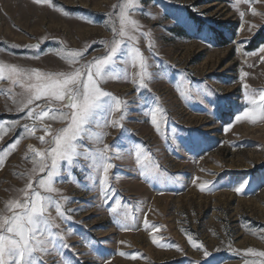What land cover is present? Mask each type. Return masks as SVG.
Masks as SVG:
<instances>
[{
  "label": "rangeland",
  "instance_id": "374dc122",
  "mask_svg": "<svg viewBox=\"0 0 264 264\" xmlns=\"http://www.w3.org/2000/svg\"><path fill=\"white\" fill-rule=\"evenodd\" d=\"M120 3L52 0L55 7H50L35 0H0V63L57 73L73 71L105 56V41L114 39L108 17L111 15L119 28ZM140 3L132 18L142 26L134 35L150 65V91L138 90L131 82V73L139 69L123 64L118 68L127 67V80L121 74L119 80L101 85L128 104L123 128L103 129L107 133L104 143L110 148L118 143L121 147L143 145L158 162L162 175L146 180L134 155L124 153L111 161L114 194L106 204L98 186L90 190L93 183L89 176L95 174L88 160L78 158L82 168L73 167L70 175L63 171V162L54 195L62 202L68 198L64 208L72 210L66 211L71 219L61 221L54 209L50 211L60 224L57 231H63L70 247L62 249V255L43 257L44 264H64V259L70 264H245L246 260H264L246 254L249 249L264 251V122L235 119L246 107L244 85H249L248 91L264 90V53L259 51L264 47V0ZM37 44L38 49L27 47ZM60 48L84 55L79 63L70 65L57 55ZM244 72L248 75L242 76ZM2 87L0 124L11 131L0 140V153L18 138L23 139L0 167V209L20 197V190L28 183L35 155L30 147H49L52 136L46 135L45 127L53 135L66 127L65 121L51 119V113L43 120L27 118L28 109L18 108L24 90L7 79L0 80ZM154 97L167 113L166 128L160 133L144 114L155 104ZM37 105L47 106L49 101L42 99L30 107ZM50 106L53 111L62 109L57 101ZM121 115L116 112L112 118L119 120ZM25 124L37 131L26 136ZM40 136L45 137L44 143ZM84 143L89 149L96 147ZM46 174L38 173L35 180ZM205 181L215 185V190L201 191L199 185ZM241 182H246V187L238 194L232 189ZM115 202L121 207L114 217L110 208ZM145 220L159 231L145 228ZM69 229L71 235H67ZM189 234L210 256L204 257L202 249L189 243ZM153 236L179 248H160L153 243Z\"/></svg>",
  "mask_w": 264,
  "mask_h": 264
},
{
  "label": "snow or ice",
  "instance_id": "6c2138e0",
  "mask_svg": "<svg viewBox=\"0 0 264 264\" xmlns=\"http://www.w3.org/2000/svg\"><path fill=\"white\" fill-rule=\"evenodd\" d=\"M35 2L55 7L52 0H35ZM236 2L238 4L241 0H236ZM243 2L255 3L259 0H243ZM118 7L119 28L116 27L110 15L107 26L111 28L114 39L110 43L105 41L108 54L103 57L93 58L92 61L82 64L73 71L57 73L0 63V80H10L12 84L19 85L24 90L21 94L23 98L18 106L19 111L28 109L26 116L34 121L43 120L51 113V119L66 122V127L60 129L55 135L45 127L46 135L52 136V140L48 142L49 147L44 150L30 147L29 150L35 155L31 161L34 167L27 173L28 183L20 190L22 194L20 197L7 201L5 207L0 209V264H44L43 257L51 254L62 255L61 250L70 247L66 243L63 231H57L60 229V224L50 211L54 209L61 221L71 219V216L66 215V211L71 212L72 210L64 208V205L70 202L68 198L65 197L62 202L54 195L58 193L54 183L56 178L62 175L63 162H66L63 171L70 175L73 167L82 168L78 158L88 160V167L95 174L89 176L93 183V188L90 190L98 186L106 204L109 203V197L114 194L109 176L110 170L114 167L111 161L122 158L124 153L134 155L139 173L146 180H155L162 175L158 162L143 145L121 147L118 143L110 148L104 143L107 133L103 129L109 126L123 128L122 121L126 118L128 104L125 100L103 90L101 85L109 80H119L121 74L126 80L129 78L127 67L118 68L121 64L139 69L131 73V82L137 86L138 90L148 89L150 91L148 82L153 78L149 71L150 65L147 58L136 46L138 40L134 35L142 27L137 20L132 18L141 7L140 0H121ZM57 10L64 12L63 8ZM252 13L257 14L255 8H252ZM65 15H67L66 12ZM241 15L243 16V13ZM141 35L150 37L151 34L141 33ZM27 47L38 49L39 45H28ZM148 47L150 50L153 48L151 40H149ZM259 51L264 53V47H261ZM252 54L246 53V55ZM57 55L70 65H75L79 63V58L84 53L60 48ZM247 75L246 72L242 73V76ZM244 89L246 107L241 114L235 117L236 121L247 120L253 124L258 121L264 122V90L248 91L249 85L247 84L244 85ZM42 99L49 101V105L30 107ZM153 99L155 104L144 114L150 118L151 124L160 133L162 127L166 128L167 113L160 105L159 98L154 97ZM52 101L60 102L62 109L53 111L50 106ZM37 108L42 110L38 112ZM116 112L122 113L119 120L112 118ZM9 131H11L10 128L0 124V140ZM36 131L35 126L24 125L26 136L33 135ZM124 132L127 134V129H124ZM165 138H167L166 133ZM21 139L23 137L18 138L3 153H0V167L5 163L4 158L17 148ZM39 140L44 143L45 137L40 136ZM84 141L91 142L96 147L89 149ZM109 151H113L112 156L109 155ZM45 172L47 173L45 176L35 180L38 173ZM96 177L99 178L98 185ZM34 182L36 187H33ZM199 187L201 191L215 190V185L209 181H205ZM245 187L246 182H241L232 190L241 194ZM120 207L121 204L115 202V206L110 208L114 217ZM117 222L119 223V220ZM144 226L159 231L158 226L149 225L146 220ZM67 235H71V229L68 230ZM188 240L193 247L203 250L204 257L210 256L203 245L194 241L190 234ZM153 243L160 248H179L178 245L161 243L155 236H153ZM246 254L264 258V251L249 249ZM119 255L125 256L126 254L120 252ZM130 258L136 259V256ZM64 264H70V262L64 259ZM245 264H264V260H246Z\"/></svg>",
  "mask_w": 264,
  "mask_h": 264
},
{
  "label": "bare ground",
  "instance_id": "6f19581e",
  "mask_svg": "<svg viewBox=\"0 0 264 264\" xmlns=\"http://www.w3.org/2000/svg\"><path fill=\"white\" fill-rule=\"evenodd\" d=\"M245 28H246V27H245ZM241 30H244V26H243V28H242ZM156 74H157V73H156ZM157 76H158V75H157ZM157 76H156V77H157ZM154 78H155V77H154ZM158 79H159V78H158ZM158 79H157L156 81H158ZM158 83H159V82H158ZM160 84H161V83H160ZM160 84H159V85H160ZM131 86H132V85H131ZM4 87H5V85H4ZM4 87H2V88H0V89L3 90ZM134 87H135V85H134ZM125 92H126V91H125ZM122 93H123V92H122ZM120 94H121V93H120Z\"/></svg>",
  "mask_w": 264,
  "mask_h": 264
},
{
  "label": "trees",
  "instance_id": "16d2710c",
  "mask_svg": "<svg viewBox=\"0 0 264 264\" xmlns=\"http://www.w3.org/2000/svg\"><path fill=\"white\" fill-rule=\"evenodd\" d=\"M260 37H262V34H260L258 38H260ZM258 38H257V39H258Z\"/></svg>",
  "mask_w": 264,
  "mask_h": 264
}]
</instances>
